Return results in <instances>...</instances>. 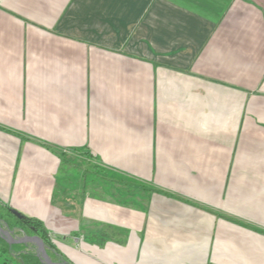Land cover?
Listing matches in <instances>:
<instances>
[{
	"label": "crops",
	"instance_id": "1",
	"mask_svg": "<svg viewBox=\"0 0 264 264\" xmlns=\"http://www.w3.org/2000/svg\"><path fill=\"white\" fill-rule=\"evenodd\" d=\"M0 200L72 264H264V0H0Z\"/></svg>",
	"mask_w": 264,
	"mask_h": 264
},
{
	"label": "trees",
	"instance_id": "2",
	"mask_svg": "<svg viewBox=\"0 0 264 264\" xmlns=\"http://www.w3.org/2000/svg\"><path fill=\"white\" fill-rule=\"evenodd\" d=\"M0 220L3 222L2 225L6 226L14 234L37 233L43 240L46 251L53 261L72 264V262L57 249L52 237L49 236L47 229L39 220L26 216L19 218L12 213L8 206L2 203H0ZM0 245L2 251L11 255V258L7 259L8 262H6V264H13V262H17L18 264H46L41 261L32 244L8 243L0 236ZM9 261L12 263H9Z\"/></svg>",
	"mask_w": 264,
	"mask_h": 264
},
{
	"label": "water",
	"instance_id": "3",
	"mask_svg": "<svg viewBox=\"0 0 264 264\" xmlns=\"http://www.w3.org/2000/svg\"><path fill=\"white\" fill-rule=\"evenodd\" d=\"M12 213H14L17 217L22 218L23 215L20 214L17 210L11 209ZM0 236L4 238L8 243H30L36 246L37 248V255L40 257L41 261L46 263V264H67L65 262H55L53 261L47 251L46 247L44 245L43 240L37 236V235H32V236H22L20 238H16L12 236L11 232L8 231L6 228L2 227L0 225Z\"/></svg>",
	"mask_w": 264,
	"mask_h": 264
},
{
	"label": "rangeland",
	"instance_id": "4",
	"mask_svg": "<svg viewBox=\"0 0 264 264\" xmlns=\"http://www.w3.org/2000/svg\"><path fill=\"white\" fill-rule=\"evenodd\" d=\"M0 203H2V204H4V205H6V203L8 204V205H10L8 202H4L3 200H0ZM12 208H10V210H11ZM2 227H4V228H6L4 225H2V224H0ZM8 231H10L11 232V234H12V236H16V238H20V237H22V236H19V234H14L11 230H9L8 228H6ZM106 237V236H105ZM26 244H30V243H26ZM1 246V245H0ZM32 246L35 248V250H36V252H37V248H36V246H34L33 244H32ZM11 258V255H9L7 252H4V251H2L1 249H0V264H6V262H8L7 261V259H10ZM9 263H12V262H10L9 261ZM13 264H18L17 262H13Z\"/></svg>",
	"mask_w": 264,
	"mask_h": 264
},
{
	"label": "flooded vegetation",
	"instance_id": "5",
	"mask_svg": "<svg viewBox=\"0 0 264 264\" xmlns=\"http://www.w3.org/2000/svg\"><path fill=\"white\" fill-rule=\"evenodd\" d=\"M6 227V226H5ZM7 228V227H6ZM32 236V235H37V236H39L37 233H35V232H31V233H23V234H21V235H19V236Z\"/></svg>",
	"mask_w": 264,
	"mask_h": 264
}]
</instances>
